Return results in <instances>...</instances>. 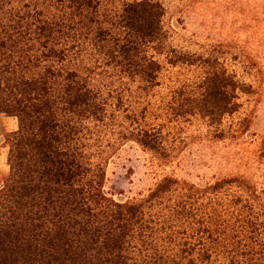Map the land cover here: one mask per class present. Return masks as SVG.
Returning <instances> with one entry per match:
<instances>
[{
	"label": "trees",
	"instance_id": "trees-1",
	"mask_svg": "<svg viewBox=\"0 0 264 264\" xmlns=\"http://www.w3.org/2000/svg\"><path fill=\"white\" fill-rule=\"evenodd\" d=\"M164 14L157 0H0V114L18 121L5 136L0 264H264V198L243 178L167 176L127 202L104 191L125 143L173 159L184 124L221 127L254 92L226 66L202 65L197 84L165 80L191 64L169 50Z\"/></svg>",
	"mask_w": 264,
	"mask_h": 264
},
{
	"label": "rangeland",
	"instance_id": "rangeland-1",
	"mask_svg": "<svg viewBox=\"0 0 264 264\" xmlns=\"http://www.w3.org/2000/svg\"><path fill=\"white\" fill-rule=\"evenodd\" d=\"M157 1L165 10L163 27L169 50L175 52V60L191 64L168 68L165 80L197 84L202 65L226 66L252 83L254 92L241 97L242 108L226 117L221 127L216 123L209 127L200 118L184 124L179 136L185 144L173 159L161 160L133 142L119 147L108 162L105 193L127 202L147 196L167 176L195 185L240 177L264 198V75L257 80L246 74L250 67L238 64L239 57H249L264 67V0ZM17 129L15 118L0 114V187L9 173L5 136Z\"/></svg>",
	"mask_w": 264,
	"mask_h": 264
}]
</instances>
